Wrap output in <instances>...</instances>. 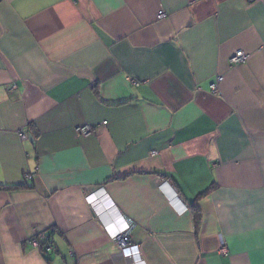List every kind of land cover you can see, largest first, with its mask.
Listing matches in <instances>:
<instances>
[{
	"label": "crops",
	"instance_id": "1",
	"mask_svg": "<svg viewBox=\"0 0 264 264\" xmlns=\"http://www.w3.org/2000/svg\"><path fill=\"white\" fill-rule=\"evenodd\" d=\"M0 185V264H264V0H0Z\"/></svg>",
	"mask_w": 264,
	"mask_h": 264
},
{
	"label": "built area",
	"instance_id": "2",
	"mask_svg": "<svg viewBox=\"0 0 264 264\" xmlns=\"http://www.w3.org/2000/svg\"><path fill=\"white\" fill-rule=\"evenodd\" d=\"M165 18V14L161 13L157 16V20H163ZM249 59V56L245 53H243L242 51H236L235 53H233L229 59V63L230 66L232 68L238 67L241 64H244L247 62V60ZM223 81L222 77H217L215 83L211 86V90L215 93L217 92V88L220 85V83ZM103 125H105V123H103ZM75 132L77 135L79 136H83L86 137L88 135H91L94 132L93 127L91 126H82V127H78L75 129ZM20 139L22 141H26L28 139L27 134L25 133H20ZM26 179H31V176L27 175ZM92 196L88 197L87 200L88 201H92ZM130 230L131 227H125L124 229H122V231H119V233H121L120 235H118L119 233L114 234L113 239L114 242L119 246V248L121 247V253L123 255L124 258L129 259V258H133V259H137L136 255H137V247L136 248H124V242H123V237L125 236V232L128 231V229ZM59 232L56 230H51L49 233L46 232H42V233H34L28 240V244L35 250L41 252V253H54L56 251L54 244L52 243V236L51 235H57ZM49 234V235H48ZM124 234V235H123ZM125 238V237H124ZM225 247V246H224ZM135 249H137V251H135ZM221 254L226 255L227 251L223 248L221 250Z\"/></svg>",
	"mask_w": 264,
	"mask_h": 264
},
{
	"label": "trees",
	"instance_id": "3",
	"mask_svg": "<svg viewBox=\"0 0 264 264\" xmlns=\"http://www.w3.org/2000/svg\"><path fill=\"white\" fill-rule=\"evenodd\" d=\"M18 188L19 187H14L12 189H18ZM10 189H11L10 187L0 185V191H8ZM191 208H192L194 225H195V227H198L201 223V214H200L199 210L194 205H192ZM44 254H50V253H44Z\"/></svg>",
	"mask_w": 264,
	"mask_h": 264
},
{
	"label": "rangeland",
	"instance_id": "4",
	"mask_svg": "<svg viewBox=\"0 0 264 264\" xmlns=\"http://www.w3.org/2000/svg\"><path fill=\"white\" fill-rule=\"evenodd\" d=\"M242 65V64H241ZM222 83V82H221ZM220 83V84H221ZM99 200L97 199V198H94L93 199V201H92V203H91V205L92 206H95V204L98 202ZM180 207H181V211H179V213H185V212H187L189 209L185 206V205H180ZM128 233V232H127ZM115 243V242H114ZM116 244V243H115ZM222 244H224V243H222ZM117 245V244H116ZM125 246H124V248L126 249V248H128V249H130V248H132V247H129V246H127V243L126 244H124ZM117 247L119 248V246L117 245ZM223 245H222V249H223ZM119 250H120V254L122 255V253H121V247L119 248ZM220 254H221V250H220ZM223 255V254H222ZM123 256V255H122ZM137 259H140V255L139 254H137Z\"/></svg>",
	"mask_w": 264,
	"mask_h": 264
},
{
	"label": "clouds",
	"instance_id": "5",
	"mask_svg": "<svg viewBox=\"0 0 264 264\" xmlns=\"http://www.w3.org/2000/svg\"><path fill=\"white\" fill-rule=\"evenodd\" d=\"M92 199V198H91ZM92 201H93V199H92ZM91 203L92 202H90V205H91ZM92 206V205H91ZM93 208L95 207V206H92ZM132 248H136V247H132ZM138 249V248H137ZM137 249H135V251H137ZM137 254H139L140 255V252H139V250L137 251ZM141 256V255H140ZM136 258H137V255H136ZM130 260H132L133 262H135V261H137V262H140V263H142V260H141V257H140V259H130Z\"/></svg>",
	"mask_w": 264,
	"mask_h": 264
},
{
	"label": "water",
	"instance_id": "6",
	"mask_svg": "<svg viewBox=\"0 0 264 264\" xmlns=\"http://www.w3.org/2000/svg\"><path fill=\"white\" fill-rule=\"evenodd\" d=\"M29 141L31 142V137H28Z\"/></svg>",
	"mask_w": 264,
	"mask_h": 264
},
{
	"label": "bare ground",
	"instance_id": "7",
	"mask_svg": "<svg viewBox=\"0 0 264 264\" xmlns=\"http://www.w3.org/2000/svg\"><path fill=\"white\" fill-rule=\"evenodd\" d=\"M121 233H119L118 235H120ZM121 236V235H120ZM114 240V239H113ZM129 259H131V258H129Z\"/></svg>",
	"mask_w": 264,
	"mask_h": 264
}]
</instances>
